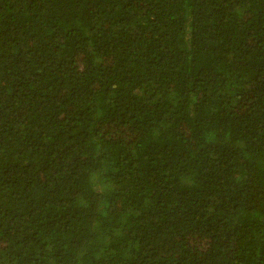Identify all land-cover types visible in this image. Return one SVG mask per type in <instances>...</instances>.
Instances as JSON below:
<instances>
[{"label": "trees", "instance_id": "trees-1", "mask_svg": "<svg viewBox=\"0 0 264 264\" xmlns=\"http://www.w3.org/2000/svg\"><path fill=\"white\" fill-rule=\"evenodd\" d=\"M0 264H264V0H0Z\"/></svg>", "mask_w": 264, "mask_h": 264}]
</instances>
